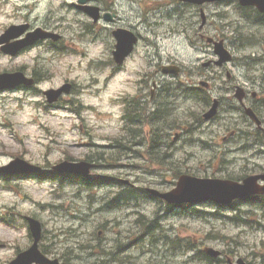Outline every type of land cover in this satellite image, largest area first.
Returning a JSON list of instances; mask_svg holds the SVG:
<instances>
[{
  "label": "rangeland",
  "instance_id": "1",
  "mask_svg": "<svg viewBox=\"0 0 264 264\" xmlns=\"http://www.w3.org/2000/svg\"><path fill=\"white\" fill-rule=\"evenodd\" d=\"M77 2L78 0H0V33L2 28L5 29L11 24L42 25L52 20L61 27L66 46L64 54L51 60L35 61L34 57L39 55V50L29 54L32 60H28L27 64L40 67L46 72L39 91L0 92V164L7 163L15 154H24L27 159L43 164H46L47 160L54 163L65 157L66 152L80 158L92 151L91 144H107L105 139L109 135L121 132L120 99L125 93L137 90L139 86L136 80L137 73L153 74L155 65L162 61L164 64L173 61L180 64L186 70V74L181 75L183 82L187 78L191 79L192 75L194 80L188 82L197 84L202 80L208 81L210 77L211 94L214 97L223 95L221 79L216 76L220 69L202 68L204 61L215 57L213 47L200 39L198 33L203 32L208 37L223 39L235 59L250 54L258 56L264 50L260 46L238 47L240 38L235 35L237 26H241L244 33L260 31L259 34L263 36L264 27H247V21L236 13L234 3L207 4L203 6L204 9L202 7L198 9L188 4L180 6V3L173 0H108L109 4L115 5L118 20L121 19L123 24L135 29L142 36L135 54L128 60L124 69L114 73L107 59L109 50V39L105 36L107 24L101 22L95 26L88 25L89 22H93L72 5ZM200 9L207 15V24L202 31L199 30ZM231 22L233 26H230ZM79 34L85 36L80 37ZM234 38H237V41ZM234 61L229 63L227 68L235 75L238 85L257 92L256 103H260L264 100V91H261L264 81L260 82L258 79L260 84L256 83L255 77H260L261 71H264V63L246 65L239 60ZM16 64L21 62L12 61L0 53V71L9 70ZM65 82L74 85L73 92L65 95L64 101L57 107L44 108L46 103L42 100L45 98L40 91L58 88ZM248 102L252 103L250 99ZM75 106H79L78 112L72 111ZM183 108L193 109L198 113L202 110L198 104L193 103H188ZM169 112L171 113V110L166 109L164 116ZM232 116L233 113L226 114L221 110L216 123L208 125L209 122H205L204 127L209 131L196 133L197 137L209 139L204 140L210 147L204 142H194L187 144L185 149L181 148L188 151L182 157L187 158L186 161L189 162L187 166L195 168L193 170L195 173H207L210 167L207 165L208 155L214 154L222 144L220 137L210 130L217 129L222 136L229 134L224 133V129L217 122L225 123ZM158 137L159 141L164 138L162 135ZM175 145L176 140L171 139V146ZM253 151L256 152V149ZM262 157H257L256 160L259 161ZM227 159H235V153L229 155ZM252 161L249 160L246 164L251 165ZM238 165L239 163L236 166ZM106 170H110L107 173L113 174L115 169ZM139 176L143 174L139 173ZM152 181L160 187L165 186L166 189L172 185V180L153 178ZM0 184V211L3 214L18 213V210L38 213V218L45 222L47 229L57 231V235L65 233L82 235L86 231H98L99 229H96L98 221H104L107 217L110 219V225L120 223L124 226L130 218L128 214L133 213L124 208L104 209L103 199L110 188L98 191L96 197L99 201L95 202L94 194L90 196L85 191L81 192L82 199L74 198L79 192L77 188L72 187L64 190L61 197L57 194L58 185L50 181L42 183L34 180L24 181L21 188L11 184L13 187L10 189L5 188L3 183ZM91 198H94L93 202ZM34 202L42 204L45 208L35 205ZM147 203L148 200L144 198L141 210L149 216H154L153 211H156L161 219V225L171 235H178L177 239L181 240V246L175 249L177 253L161 243L153 248L154 252H141L138 248L130 250L128 253L136 256L134 260L138 264H149V260L156 264H202L194 260L185 262L190 255L184 252L187 241L194 246L198 245L199 248H202V243L214 244V247L219 249L231 247L237 252L235 257L248 256L253 264H260L259 254L262 252L261 240L264 234L256 232L258 227L255 224L248 228L232 225L212 216L201 220L173 217L172 211ZM51 205L55 207L51 208ZM48 209L49 212L46 213ZM18 219L21 220L20 217ZM6 229L4 225H0V230ZM10 230H13L16 236L10 235L6 238L10 233L3 232V237H0L11 239L17 246L29 241L25 227H12ZM14 232L12 234H15ZM142 240L147 241L145 237ZM235 241L239 242L238 245ZM13 247L0 251V264L13 254ZM75 260V258L70 260V264Z\"/></svg>",
  "mask_w": 264,
  "mask_h": 264
},
{
  "label": "water",
  "instance_id": "2",
  "mask_svg": "<svg viewBox=\"0 0 264 264\" xmlns=\"http://www.w3.org/2000/svg\"><path fill=\"white\" fill-rule=\"evenodd\" d=\"M82 3L86 2L87 0H80ZM195 2H200L201 0H192ZM241 2L245 5L251 4L256 5L261 11H264V0H241ZM87 11L90 14H93L92 8H88ZM15 30L13 28L7 31V34L4 36V40H8L11 36L12 31ZM216 52L220 54L221 57L226 56L225 51L223 50L221 44H216ZM223 59V58H222ZM20 78H17L15 75L12 74H3L0 75V88L15 86ZM69 86H65L60 90H51L47 92L50 101L56 100L59 95L63 92L69 91ZM63 165V164H62ZM66 166V165H63ZM85 166V165H83ZM60 170L65 171H76V172H85L86 168L80 166H68L65 168H60ZM253 190L251 189L250 185L246 186H239L235 183L230 182H223L218 180H202L196 178H183L179 183L178 190L176 192H180L179 195H171L170 197L173 200H202L207 198L213 199H223L225 202H228L235 198L237 195H245ZM187 193V194H186ZM226 193L227 195L222 197V194ZM184 196V197H182ZM33 260V253L27 252L18 258V262L21 263H28Z\"/></svg>",
  "mask_w": 264,
  "mask_h": 264
},
{
  "label": "flooded vegetation",
  "instance_id": "3",
  "mask_svg": "<svg viewBox=\"0 0 264 264\" xmlns=\"http://www.w3.org/2000/svg\"><path fill=\"white\" fill-rule=\"evenodd\" d=\"M107 11H108L109 13L113 14L115 17H117V14H114L113 6H112V5L108 6ZM105 12H106V11H105ZM44 28L47 29V30H55V31H58V30L54 29L52 25H45ZM51 42H52L51 40H48V41L43 42V43H42V42H39V43H38V46H39V45H49V44H52V45H54V46H57L56 44L51 43ZM30 50H31V48L25 49V50L23 51V53H27V52H29ZM245 96H246V93H245ZM157 136H159V135H157ZM40 247H43V242H41ZM57 251H58V248H57V249H54V250H48L46 253H47V254H52V253L57 252ZM48 256H49V255H48ZM50 257H51V256H50ZM217 262H219V261H217Z\"/></svg>",
  "mask_w": 264,
  "mask_h": 264
},
{
  "label": "bare ground",
  "instance_id": "4",
  "mask_svg": "<svg viewBox=\"0 0 264 264\" xmlns=\"http://www.w3.org/2000/svg\"><path fill=\"white\" fill-rule=\"evenodd\" d=\"M245 21V20H244ZM256 29V28H255ZM230 46V45H229ZM232 47V46H231ZM237 52V51H236ZM243 57V56H242ZM263 71V70H262ZM198 72V71H197ZM194 74V73H193ZM248 100H249V98H248ZM248 104H250V105H252V103H249L248 102ZM264 144H262V146H263ZM257 152H258V150L256 149V152H254L253 150L250 152V155H254V154H257ZM263 156V155H262ZM249 160H256V158H250V159H248L247 161H249ZM252 165V164H251ZM251 165H248V167H250ZM238 213H242V211H239ZM263 219H264V216H263ZM210 264H221V262H217L216 260H213V261H211L210 262Z\"/></svg>",
  "mask_w": 264,
  "mask_h": 264
}]
</instances>
